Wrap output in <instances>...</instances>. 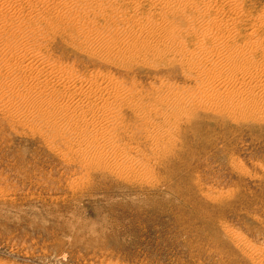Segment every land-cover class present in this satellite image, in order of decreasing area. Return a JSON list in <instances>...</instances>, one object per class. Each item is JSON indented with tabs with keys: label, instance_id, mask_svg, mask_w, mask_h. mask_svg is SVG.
I'll use <instances>...</instances> for the list:
<instances>
[{
	"label": "rangeland",
	"instance_id": "374dc122",
	"mask_svg": "<svg viewBox=\"0 0 264 264\" xmlns=\"http://www.w3.org/2000/svg\"><path fill=\"white\" fill-rule=\"evenodd\" d=\"M1 3L0 264H264V0Z\"/></svg>",
	"mask_w": 264,
	"mask_h": 264
},
{
	"label": "bare ground",
	"instance_id": "6f19581e",
	"mask_svg": "<svg viewBox=\"0 0 264 264\" xmlns=\"http://www.w3.org/2000/svg\"><path fill=\"white\" fill-rule=\"evenodd\" d=\"M12 1H13V0H12ZM5 2H6V1H5ZM9 3H10V2H9ZM191 3H192V2H191ZM14 4H15V3H14ZM128 4H129V3H128ZM10 5H12V4H10ZM1 6H2V3H1V0H0V8H1ZM4 6H5V5H4ZM4 6H3V7H4ZM6 6H7V4H6ZM8 6H9V5H8ZM2 11H3V9H2ZM0 12H1V10H0ZM70 12H72V11H70ZM4 17H6V16H4ZM5 19H6V18H5ZM10 19H11V18H10ZM159 24H160V23H159ZM1 26H3V25L0 23V28H1ZM3 27H4V26H3ZM162 29H163V28H162ZM228 30H230V29H228ZM2 33H3V32H2ZM9 33H12V31H11V32L9 31ZM208 33H209V32H208ZM205 34H207V33H205ZM167 37H168V35H167ZM206 37H207V36H206ZM8 43H9V42H8ZM158 43L160 44V41H159ZM202 44H203V43H202ZM255 44H256V43H255ZM156 45H157V44H156ZM156 45H155V46H156ZM160 45H162L163 47L160 48ZM160 45L158 46L159 50H160V49H163V48H164L163 50H165V49H166L167 51L170 50V48H169L168 46H165L164 43H161ZM255 46H256V45H255ZM142 47H143V46H142ZM156 48H157V47H156ZM177 48H178V47H177ZM214 48H215V47H214ZM137 49H138V48H137ZM173 49H174V48H173ZM208 49H209V48H208ZM132 50H133V49H132ZM163 50H160V51L163 52ZM173 51H175V50H173ZM168 52H170V51H168ZM159 53H160V52H159ZM165 53H166V52H165ZM130 54H131V53H130ZM161 54H162V53H161ZM180 54H181V53H180ZM171 55H172V54H171ZM175 55H176V54H175ZM181 56H182V55H181ZM243 56H244V55H243ZM183 58H184V57H183ZM190 59H191V58H190ZM30 60H31V59H30ZM2 62H3V61H1V63H2ZM23 63H24V62H23ZM0 65H2V64H0ZM25 65H31V64H25ZM15 66H16V65H15ZM190 66H191V65H190ZM193 66H194V65H193ZM28 67H29V66L26 67V70L28 69ZM5 68H6V67H5ZM200 68H201V66H200ZM253 69H254V68H253ZM10 70H11V69H10ZM263 70H264V69H263ZM9 72H10V71H9ZM25 72H27V71H25ZM200 72H201V71H200ZM32 73H33V72H32ZM29 74H30V73H29ZM34 74H35V73H34ZM201 74H202V73H201ZM3 75H4V74H3ZM3 75H2V76H3ZM7 75H8V73L6 74V76H7ZM32 75H33V74H32ZM203 75H204V74H203ZM256 75H257V74H256ZM256 75H254V76H256ZM10 76L12 77V75H10ZM14 76H15V75H14ZM33 76L35 77V76H38V75L35 74V75H33ZM11 77H10V78H11ZM251 77H253V75H252ZM256 77H257V76H256ZM256 77H255V79H256ZM259 77H260V76H259ZM38 79H39V78H38ZM236 79H237V78H236ZM239 79H240V78H239ZM30 80H31V79H30ZM227 80H228V79H227ZM241 80H242V78H241ZM262 80H263V79H262ZM0 81H1V80H0ZM5 81H6V80H5ZM19 81H20V80H19ZM254 81H255V80H254ZM12 82H14V81H12ZM21 82H22V81H21ZM42 82H43V81H42ZM51 82H52V81H51ZM34 83H35V82H34ZM49 83H50V82L45 83L46 86H47L48 88H49L50 86H53V85H49V86H48ZM243 83H244V82H243ZM258 83H260V82H258ZM10 84H11V83H10ZM240 84H241V83H240ZM28 85H29V84H28ZM59 85H60V84H59ZM36 86H37V85H36ZM44 86H45V85H44ZM62 86H63V85H62ZM245 86H246V85H245ZM47 87H46V88H47ZM68 87H69V86H68ZM262 87H263V86H262ZM7 88H8V87H7ZM33 88H34V87H33ZM35 88H37V87H35ZM48 88H47V89H48ZM50 88H51V87H50ZM66 88H67V87H65V92L67 91V89H69V88H67V89H66ZM89 88H91V89L88 90V92H85L84 90H82V89L80 88V89H79L80 92L78 93V96L76 95L77 92L75 93V95H76L78 98H80V96H82V97H83V96H89V98H90V96H91V97L97 96V94L99 93V90L102 89V88H100L99 86H97L95 90H94L92 87H89ZM99 88H100V89H99ZM227 89H228V88H227ZM5 90H6V89H5ZM76 90H77V89H76ZM215 90H216V89H215ZM217 90H218V89H217ZM251 90H252V89H251ZM28 91H29V90H28ZM62 91H63V90H62ZM71 91H72V90H71ZM228 91H229V89H228ZM230 91H231V90H230ZM2 92H3V91H2ZM67 92H68V91H67ZM74 92H75V91H74ZM81 92H82V94H80ZM222 92H223V89H222ZM246 92H247V91H246ZM60 93H61V92H60ZM219 93H221V92H219ZM225 93L227 94L228 92H225ZM231 93H232V92H231ZM67 94H68V93H67ZM101 94H102V92H101ZM192 94H193V93H192ZM64 95H65V93H64ZM214 95H215V94H214ZM219 95H220V94H219ZM221 95H222V94H221ZM227 95H228V94H227ZM262 95H263V94H262ZM58 96H59V95H58ZM71 96H72V95H69V97H71ZM210 96H211V95H210ZM217 96H218V95H217ZM222 96H224V95H222ZM236 96H238V95H236ZM7 97H8V96H7ZM19 97H20V96H19ZM24 97H25V96H24ZM49 97H50V96H49ZM62 97L65 98V96H61V98H62ZM241 97H242V96H241ZM85 98H86V97H85ZM112 98H113V96H112ZM224 98H225V97H224ZM229 98H230V97H229ZM262 98H264V97H262ZM4 99H5V98H4ZM4 99H2V100L4 101ZM13 99H14V98H13ZM205 99H206V98H205ZM211 99H212V98H211ZM219 99H220V98H219ZM231 99H232V98H231ZM231 99H229V100L231 101ZM236 99H237V98L235 97V100H236ZM11 100H12V99H11ZM11 100H10V101H11ZM56 100H57V99H56ZM56 100H55L54 98L46 99V100H45L46 103H47L46 106H51V107H52V106H59V105H60V104H59L60 102H59V101H56ZM76 100H77V99H76ZM76 100H75V101H76ZM79 100H80V99H79ZM79 100H78V101H79ZM89 100H90V99H89ZM95 100H96V99H95ZM97 100H99L98 97H97ZM108 100H109V99H108ZM207 100H208V98H207ZM239 100H240V99H239ZM3 101H1V102H3ZM8 101H9V100H8ZM8 101H7V102H8ZM36 101H37V100H36ZM36 101H35V102H36ZM68 101H69V100H68ZM227 101H228V100H227ZM38 102H39V101H38ZM43 102H44V101H43ZM96 102H97V101H96ZM98 102H99V101H98ZM225 102H226V101H225ZM225 102H224V103H225ZM236 102H237V101H236ZM44 103H45V102H44ZM44 103H43V104H44ZM103 103H104V102H103V100H102L100 103H97V104H94V105H90V106H97V107H98V106H99V107H100V106H105ZM206 103H207V102H206ZM234 103H235V102H234ZM33 104H34V102H33ZM58 104H59V105H58ZM11 105H12V104H11ZM16 105H17V104H16ZM75 105H76V103H75ZM239 105H240V104H237V106H239ZM243 105H244V104H243ZM246 105H247V104H246ZM17 106H19V105H17ZM61 106H62V105H61ZM63 106H66V105H63ZM67 106H71V105H67ZM76 106H77V105H76ZM78 106H79V105H78ZM137 106H138V105H137ZM200 106H201V105H200ZM99 107H98V108H99ZM227 107H228V106H227ZM45 108H46V107H45ZM60 108H61V107H60ZM101 108H102V107H101ZM64 109H65V108H64ZM74 109H76V108H74ZM90 109H91V108H90ZM96 109H97V108H96ZM99 109H100V108H99ZM97 110H98V109H97ZM80 111H81V110H80ZM13 114H14V113H13ZM80 114H81V113H80ZM103 114H104V113H103ZM103 114H102V115H103ZM104 116H105V115H104ZM83 117H84V116H83ZM86 117H87V116H86ZM89 117H90V116H89ZM101 118H102V117H101ZM106 118H107V117H106ZM89 119H90V118H89ZM103 120H104V119H103ZM57 123H58V122H57ZM53 124H54V123H53ZM81 124H82V123H81ZM101 124H102V123H101ZM92 125H93V124H92ZM92 129H93V128H92ZM51 130H52V129H51ZM98 132H99V131H98ZM100 135H101V134H100ZM80 136H81V135H80ZM89 145H91V144H89ZM98 158H99V157H98ZM100 159H101V158H100ZM239 244H240V243H239Z\"/></svg>",
	"mask_w": 264,
	"mask_h": 264
}]
</instances>
